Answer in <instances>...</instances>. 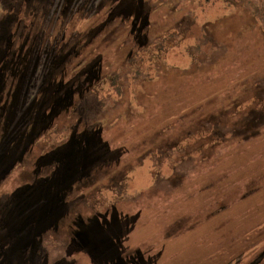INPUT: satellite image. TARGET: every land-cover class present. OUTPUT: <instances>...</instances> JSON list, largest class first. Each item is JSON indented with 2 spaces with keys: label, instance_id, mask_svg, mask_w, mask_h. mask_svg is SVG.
<instances>
[{
  "label": "rangeland",
  "instance_id": "1",
  "mask_svg": "<svg viewBox=\"0 0 264 264\" xmlns=\"http://www.w3.org/2000/svg\"><path fill=\"white\" fill-rule=\"evenodd\" d=\"M263 111L264 0H0V264H264Z\"/></svg>",
  "mask_w": 264,
  "mask_h": 264
},
{
  "label": "trees",
  "instance_id": "2",
  "mask_svg": "<svg viewBox=\"0 0 264 264\" xmlns=\"http://www.w3.org/2000/svg\"><path fill=\"white\" fill-rule=\"evenodd\" d=\"M101 1L102 0H98V3ZM112 8L113 7H111L110 10ZM78 36L79 35H76L75 39ZM64 39L65 36L57 35V36L49 37L47 35V32L46 33L42 32L38 36L37 41L33 42L32 51L34 53V62L32 66H30L32 72L30 71L31 73H29L30 76L29 80L35 76L42 77V79L40 80L41 83L40 85L38 84L39 87L38 90L35 92V95L41 93L42 91L45 93L53 94L54 90L51 91L48 90L52 85L55 86L65 85L66 86L65 95H70V93L76 90L73 89V85H74L73 82L75 81L72 80L81 72L78 70L88 63V61L85 60V58L80 56V52L76 51V48H80L81 50H84L88 46V43L78 38L76 40L74 39L71 42L70 41L66 42ZM106 40H104V42ZM27 63L28 61L24 56L21 61L22 64L21 67L26 69L28 67ZM18 67L19 66H17L16 68ZM71 67L73 72L69 71ZM78 76L81 77L82 75H78ZM55 79H57V82L50 84L52 81L54 82ZM31 83L32 82H30V84L28 83V87L31 85ZM101 90L95 89L96 94H98L97 95L98 97H96L95 100H97L98 103L106 100V94ZM75 125L76 124L74 123V126ZM85 129L94 132L93 124L90 122L86 123ZM255 135L256 134H253L251 135V137H254ZM49 155L53 156L54 154H49ZM91 159L96 162L98 160V156H94ZM33 263H34L33 261L28 262V264H33ZM58 264H62V263H58ZM67 264H72V263H67Z\"/></svg>",
  "mask_w": 264,
  "mask_h": 264
}]
</instances>
